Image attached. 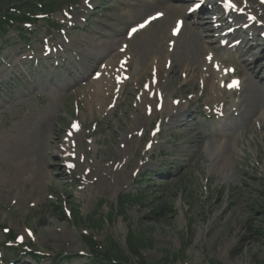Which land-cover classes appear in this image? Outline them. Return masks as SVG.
Listing matches in <instances>:
<instances>
[{
  "label": "rangeland",
  "instance_id": "1",
  "mask_svg": "<svg viewBox=\"0 0 264 264\" xmlns=\"http://www.w3.org/2000/svg\"><path fill=\"white\" fill-rule=\"evenodd\" d=\"M85 1L63 3L50 18L57 27L40 21L27 27L25 39L13 30L0 38V264H99L85 237L100 250L111 240L125 251L129 232L147 240L139 249L146 264H264V70L259 72L264 58L242 76L248 67L236 57L241 48L224 50V65L237 66L241 82L232 94L226 89L212 101L200 74L214 70L207 56L214 52L218 59L214 34L220 33L202 28L198 44L191 43L198 35L189 26L172 36L179 9L187 4L168 0L175 6L169 14L158 0ZM155 12L162 16L126 39L127 27ZM184 43L191 45L181 48ZM45 46L65 47L60 54L76 66H56L58 58H51L50 67L44 59L33 64L28 57H42ZM262 46L247 57L253 59ZM180 48L195 53L192 80L185 81L190 61L171 56ZM155 55L161 59L158 78L163 83L171 78V96L188 99L185 114L193 130L167 126L170 116L156 110L158 103L140 99L153 79ZM124 74L130 78L116 85L122 94L112 106L114 85L105 86ZM220 108L222 116L214 117ZM135 120L140 128L127 134L135 137L134 149L115 155L114 147ZM73 121L81 124L76 147L89 162L95 145L104 167L88 168L85 178L57 165ZM43 130L47 142L40 137ZM217 141L236 152L224 165ZM126 194L139 199L124 213H113ZM10 234L22 239L11 240ZM126 264L140 263L131 258Z\"/></svg>",
  "mask_w": 264,
  "mask_h": 264
},
{
  "label": "bare ground",
  "instance_id": "2",
  "mask_svg": "<svg viewBox=\"0 0 264 264\" xmlns=\"http://www.w3.org/2000/svg\"><path fill=\"white\" fill-rule=\"evenodd\" d=\"M196 1H200V0H194L193 4H195ZM211 1H213V0H202V2H204V3H210ZM91 2L92 1H90V3ZM239 2L244 5L245 9H246V7H248V4L246 5V0L239 1ZM251 2H252V6H253L255 1L251 0ZM162 3L167 6V12L169 14L174 12V7L175 6L172 3H169L168 0H158L157 1V4H162ZM262 7L264 8V1L261 3V5L259 4L258 8L254 9L252 7L251 12H253V15H254V24L256 25V28L257 29H262L264 31V16H263L262 10H261ZM230 10H232V8H230ZM192 12H195V11H189V10L187 11V9H184L183 7H181L179 9L180 16H182V17H188L189 14L192 13ZM192 14H194V13H192ZM202 24L203 23L201 21H199L198 18H195V20L193 22L185 21L182 24V28H186V27L189 26L190 28L193 29L194 34L198 35V37L195 36V38L191 41L192 44H198V42L200 40V38H199L200 30L199 29L202 28L201 26H205L207 29H210V27H207V25H202ZM211 29L213 31L215 30V28H211ZM236 30H238V29H236ZM236 30H233V31H236ZM227 35H229V34H224L223 37H225ZM235 39H232L231 41H233ZM244 40H245V38L242 37L240 42H242ZM207 43H211V42L207 41ZM246 44H248V47L246 48V50L244 52H242V53H244V55H246L248 52H250V50L254 49L256 47V45H257L255 42H252V43L251 42H246ZM187 45H191V44L190 43H184L181 46V48H185ZM181 48L179 50H176L174 55L171 54V56H174L175 60L182 61L184 63H187V61H190V64L189 63L187 65L185 64L186 68H185L184 71L187 72V74H188V76L185 79V81L192 80V79H194V76L192 75V72L195 71V68H194L193 63H192L195 53H189V51L184 53V50H181ZM196 50H197V46L195 47V51ZM258 57H261V55H258ZM256 59H258V58H256ZM160 61H161L160 57L155 55L153 57L151 63H153V65H155L158 68ZM222 62H223V59H222ZM255 62H256V60H252V61L247 60L246 63H248V65H250L252 63H254V65H256ZM90 65L91 64H88L87 67H89ZM263 69H264V66H261L259 71H261ZM226 74L227 73L220 74L221 75L220 76V80H219L218 83H216L215 76H211V75L210 76H206L205 73H204V76L202 77L203 86H204V88L205 87H209L212 90V94L210 95V98H209L210 100H213V101L218 100L216 98V95L217 94L218 95L219 94L222 95L223 91H226V89L220 88V86H224V85H222V83L224 81V76ZM70 75H71V72H70ZM201 75H203V73H201L200 76ZM170 79L166 80L167 83L166 82H164V83L161 82L162 80L160 78H158V81H156L154 83L150 82L149 88L147 90L143 91V93L141 95V98L142 99H146L147 94L151 90H154L158 95L159 94L162 95V98L164 99L163 107H162L163 112L165 111L166 114L170 115V117H169L170 121H167L164 124H166L167 126H170V125L173 124V125H176V126L184 127V129L186 131L193 130L192 124H194V123H190V121H188V119H187V117H189V114H185L186 111H187L186 107H187V104H188V100H186L184 98H181L180 100H174V98L171 96V94L173 93L174 89L172 87V82H171ZM109 82H110V80H109ZM170 84H171V87H170ZM260 84H261V88L264 87V79L261 80ZM165 85H167V86H165ZM100 88H101L100 84H97L96 85V90L99 91ZM165 90H166V92H165ZM154 91H153V94H154ZM229 92L232 93L233 90H229ZM196 95L197 94H195L194 96H196ZM149 101L154 102L155 98L152 97L151 99H149ZM144 109H146V108H144ZM173 111H176L178 113H174L173 114L172 113ZM253 116H255V114ZM260 116H261V114H260ZM192 119H195V118L193 117ZM134 123H135L134 126L129 127V130L123 133L120 145L117 146V147H114L115 155L120 154V153H124L126 151V149H134L133 141H134L135 137L129 138L127 136L128 133H131V132L135 131V129L138 130L140 128L141 125H140L138 120H135ZM195 125H197V124L195 123ZM71 134H72L71 147L66 146V148L64 150H62V149L60 150L59 149V151H60L59 154H62L63 152H68L69 154L65 157V161H67L68 163H74V169H76L78 171V173L82 177L85 178L86 177V171H87L86 169L87 168H92L93 166H96L98 168L102 167L101 164L99 163L98 159H96V157H95V155H96V147H95V145H93L95 153H94L93 157H91L89 162H88V160L86 161L85 159H83V157H82V159H80L82 154L79 153L78 149L76 150V146H74V147L72 146V143L75 144V142L78 140L79 130L78 129H74V130L71 131ZM40 137H45V142H47L48 135H47V132L45 130L40 132ZM40 143L42 144V142H40ZM123 144H124V146H123ZM216 145L219 146L218 149L221 151L220 154L219 153H217V154H219V160L221 162H223L222 165L225 164L224 162H228L236 154V152L233 151L232 147H230V146L226 147L224 145H221V143L219 141L216 142ZM122 146H123V148H121ZM221 148H223V149H221ZM102 168H104V167H102ZM93 175L96 176L95 174H93ZM89 176L90 175H88L87 177H89ZM125 183H128V181H126ZM118 190H119L118 187H115L113 189L112 194L114 195V193L117 192Z\"/></svg>",
  "mask_w": 264,
  "mask_h": 264
},
{
  "label": "trees",
  "instance_id": "3",
  "mask_svg": "<svg viewBox=\"0 0 264 264\" xmlns=\"http://www.w3.org/2000/svg\"><path fill=\"white\" fill-rule=\"evenodd\" d=\"M12 0H0V6L3 4H7ZM18 5L14 6L16 12L9 13L6 11L0 10V35H3L5 32V26H7L8 20L13 19L15 21H23L27 20L28 22L33 21L31 19V16L33 13H47L54 9V7L51 5L49 1H41V6L37 7V5H34L32 2L29 1H23V0H16ZM23 1V2H22ZM2 12H6L3 13ZM30 16V17H29ZM133 197L126 195L124 198H122V201L120 203V213H123L124 211V204L126 201H131ZM74 218L75 220L79 221L81 220V217L79 215H76V212H74ZM97 224V222H96ZM13 237V236H12ZM87 244L90 246V250L92 252V256H95L94 261H97L99 264H126L129 263L130 257H137L140 264H146L140 254L139 249L147 244V240L144 241L142 237H137L133 235L132 232H129L126 236V247L127 252H123L121 249L118 248L115 242L108 241L106 247L103 250H100L98 248L100 245H97L94 241L90 239H85ZM149 242V241H148ZM165 261V260H164ZM156 264H166L165 262H157Z\"/></svg>",
  "mask_w": 264,
  "mask_h": 264
},
{
  "label": "snow or ice",
  "instance_id": "4",
  "mask_svg": "<svg viewBox=\"0 0 264 264\" xmlns=\"http://www.w3.org/2000/svg\"><path fill=\"white\" fill-rule=\"evenodd\" d=\"M224 2H225V6H226V7H234V5L231 4L230 0H224ZM197 6H198V5H197ZM145 23H147V21H146ZM140 27H144V24H141ZM178 28H179V22H178V24H177V29H174V34H175L176 31L178 30ZM135 31H137V29H136V28H133V29L131 30V32L129 33V35H131V34L134 33ZM209 59H211V57H209ZM237 85H238V82H237V81H233L232 84L228 85V87H233V86H237ZM78 127H79V126H78L77 124H73V128L78 129ZM67 167L72 168V167H74V165H72V164H68ZM6 231H7V229H6ZM18 239H22V238H18Z\"/></svg>",
  "mask_w": 264,
  "mask_h": 264
}]
</instances>
